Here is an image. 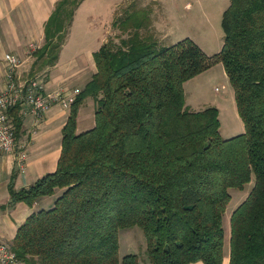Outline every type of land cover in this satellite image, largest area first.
Wrapping results in <instances>:
<instances>
[{
	"label": "trees",
	"instance_id": "1",
	"mask_svg": "<svg viewBox=\"0 0 264 264\" xmlns=\"http://www.w3.org/2000/svg\"><path fill=\"white\" fill-rule=\"evenodd\" d=\"M150 13L125 9L114 22L127 36L94 53L96 72L69 108L57 169L26 187L9 183L11 203L28 205L62 189L19 226L11 247L23 264H223L229 189L253 178L230 217L229 264H264V0H230L213 55L189 37L156 48L140 31L152 26ZM219 63L245 126L229 138L217 107L186 105L185 83ZM87 97L95 124L77 132ZM11 115L17 135L20 107ZM135 226L145 248L121 257L120 232Z\"/></svg>",
	"mask_w": 264,
	"mask_h": 264
},
{
	"label": "crops",
	"instance_id": "2",
	"mask_svg": "<svg viewBox=\"0 0 264 264\" xmlns=\"http://www.w3.org/2000/svg\"><path fill=\"white\" fill-rule=\"evenodd\" d=\"M61 1L0 0V91L6 85L4 65L6 53H13L21 60V64L15 73L16 81L27 84L32 79L43 80L45 92H52L61 88H76L81 91L91 80L92 75L96 72L94 59L91 65L89 62H85V64L67 66L68 62L66 61L77 59V54L82 52V50L75 51L76 49L73 50V47H69L71 44L70 38L67 42L64 41L65 43L59 41L66 27L64 19L60 17L54 23L52 19L50 25L48 24L49 19H51L57 5ZM67 1L66 7L70 4L75 5L70 10L73 14L71 27L75 29L78 25H83L87 34L86 42L96 43V38L91 40V35L94 32L92 28L95 29V26H88L89 15L92 12L91 8L94 3L90 0ZM66 12L69 13L68 8ZM66 15L63 17L66 18ZM113 20L114 15L108 27L111 28L114 23ZM49 42L62 44L51 51L50 47L46 49ZM95 51L89 52L93 58ZM43 73H45V77L41 76ZM198 76L200 74L194 78ZM88 101H91L92 110L95 113L94 99L87 97L78 111L77 132L82 131L80 129V114L84 103ZM19 107L23 120L20 132L16 135L15 151L13 153L0 154V240L9 244L13 243L19 226L33 212L51 207L57 196L62 192V189H57L55 194L42 197L33 205H28L25 202L11 203L9 183L13 179L17 189L26 187L45 174L54 172L57 169L62 149V131L70 115V109H64L57 104L53 105L39 118L31 114H25L22 106ZM11 119L15 125L12 115ZM92 125L91 128L93 127ZM229 237L230 234L226 242L227 249L225 250L226 255L223 264H229L230 261ZM131 243V241H128L125 244ZM141 246L144 250L145 244L141 243ZM121 247L122 240L120 238V255ZM127 251L133 250L129 248ZM139 264L147 263L141 258ZM191 264L204 263L197 261Z\"/></svg>",
	"mask_w": 264,
	"mask_h": 264
},
{
	"label": "rangeland",
	"instance_id": "3",
	"mask_svg": "<svg viewBox=\"0 0 264 264\" xmlns=\"http://www.w3.org/2000/svg\"><path fill=\"white\" fill-rule=\"evenodd\" d=\"M90 1L94 4H92L88 26H95V29L92 28L94 32L91 35V40L96 38V43L86 42L87 34L83 25H78L75 29L71 27L73 14L70 10L75 7L74 4H70L67 7L69 13L66 11L62 12V19H64L66 27L59 41L67 42L70 38L71 44L69 47H73V50L76 49L75 51L82 50V52H79L80 54H77V59L66 61L68 62V67L81 63L85 64V62H89L91 65L94 58L89 54L90 51H98L104 43L110 40L119 42L121 36H127L114 22L123 17L125 9H128L130 13L132 10L138 8L151 9V13L148 16L152 20V26L148 29L142 28L140 31L146 41L155 43L156 48L170 46L189 37L206 54L213 55L221 50L224 42V30L221 21L223 12L229 5L230 0ZM64 14H67L66 18L63 17ZM92 14L93 16L91 17ZM113 15L114 24L110 28L108 26H110L109 24L113 19ZM123 26L128 27L125 23H123ZM60 44L62 43L58 45L60 46ZM41 76L45 77V73ZM184 86L186 105L190 109L202 110L209 106H215L219 109L220 133L224 138L235 136L244 131L245 126L237 110L234 89L222 63L209 68L200 74V76L189 80ZM217 87L219 88L218 91L216 90ZM91 105V101H88L84 103L81 110L80 129L82 131L90 129L91 124L94 126L95 113H93ZM253 185L254 178L243 189H229L231 201L227 206L224 216L225 241H227L230 234V217L232 212L248 196ZM120 238L122 240L121 256L129 252L139 253L142 248L141 243L145 241L143 231L138 226L123 229L120 233ZM128 241L132 243L125 244ZM129 248L133 251H127Z\"/></svg>",
	"mask_w": 264,
	"mask_h": 264
},
{
	"label": "built area",
	"instance_id": "4",
	"mask_svg": "<svg viewBox=\"0 0 264 264\" xmlns=\"http://www.w3.org/2000/svg\"><path fill=\"white\" fill-rule=\"evenodd\" d=\"M20 58L13 53L4 56L6 85L0 91V154L13 153L16 148V127L11 119V111L22 106L25 114L36 118L43 116L53 105L69 109L79 94V89L61 88L45 92L43 80L32 79L27 84L15 79ZM218 91L219 88L217 87ZM0 264H23L11 244L0 240Z\"/></svg>",
	"mask_w": 264,
	"mask_h": 264
}]
</instances>
